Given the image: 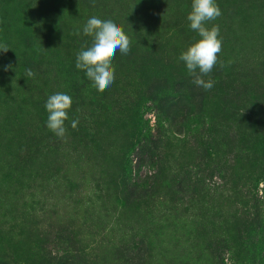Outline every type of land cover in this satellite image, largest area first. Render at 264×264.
Segmentation results:
<instances>
[{
    "label": "rangeland",
    "instance_id": "1",
    "mask_svg": "<svg viewBox=\"0 0 264 264\" xmlns=\"http://www.w3.org/2000/svg\"><path fill=\"white\" fill-rule=\"evenodd\" d=\"M192 2L0 0V264H264V0H216L208 91ZM93 16L131 38L103 92L76 68Z\"/></svg>",
    "mask_w": 264,
    "mask_h": 264
},
{
    "label": "clouds",
    "instance_id": "2",
    "mask_svg": "<svg viewBox=\"0 0 264 264\" xmlns=\"http://www.w3.org/2000/svg\"><path fill=\"white\" fill-rule=\"evenodd\" d=\"M221 15L216 0H193L192 10L187 17L190 28L198 33L200 39L182 52L179 59L185 63L189 74L193 77V83L205 91L211 90L215 82L211 78L206 81L203 77L209 76L218 63V53L222 51L223 43L219 25L214 24L211 27L207 25ZM83 34L92 37L93 43L77 54L76 68L84 71L93 86L103 92L114 83L115 68L112 61L117 50L127 55L131 47V38L111 17L106 20L91 17L83 28ZM75 35H79V32ZM8 50L7 45H0V52ZM221 67H223L222 63ZM25 75L34 77L35 73L31 69H26ZM71 105V96L63 92L50 95L47 99L45 105L48 113L47 127L58 138L62 139L66 135L65 122L69 119L68 110ZM78 123V119H73L71 127L76 129Z\"/></svg>",
    "mask_w": 264,
    "mask_h": 264
}]
</instances>
